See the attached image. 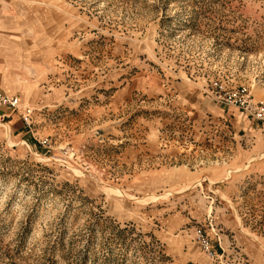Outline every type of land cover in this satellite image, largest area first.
<instances>
[{"label": "rangeland", "instance_id": "rangeland-1", "mask_svg": "<svg viewBox=\"0 0 264 264\" xmlns=\"http://www.w3.org/2000/svg\"><path fill=\"white\" fill-rule=\"evenodd\" d=\"M215 81L264 106V0H0V264H264V118Z\"/></svg>", "mask_w": 264, "mask_h": 264}, {"label": "built area", "instance_id": "built-area-1", "mask_svg": "<svg viewBox=\"0 0 264 264\" xmlns=\"http://www.w3.org/2000/svg\"><path fill=\"white\" fill-rule=\"evenodd\" d=\"M211 85V94H213L216 99L224 102L227 105L237 106L244 112H247L256 118H264V106L252 103L245 88H241L238 91L229 92L227 91L226 86L218 83L217 81L212 82ZM0 103L8 106L12 110L21 109V119L23 124L25 126L30 125V118L32 114L31 109L28 107H21L16 96L0 94ZM209 227L210 228L208 229V227L201 225L196 226L193 232V240L204 254L210 258H216V249H221V252H223L219 235L220 229H215L211 223H209ZM208 231H210L213 236H215V244H213L211 234Z\"/></svg>", "mask_w": 264, "mask_h": 264}, {"label": "crops", "instance_id": "crops-1", "mask_svg": "<svg viewBox=\"0 0 264 264\" xmlns=\"http://www.w3.org/2000/svg\"><path fill=\"white\" fill-rule=\"evenodd\" d=\"M2 92H0V94H1ZM3 94H5V93H3ZM7 95V94H6ZM11 96H15V95H11ZM192 97V96H191ZM195 97V96H194ZM193 97V98H194ZM197 97V96H196ZM196 97H195V99H196ZM18 98V97H17ZM193 98H191V101L193 100ZM19 101V100H18ZM7 109H10L8 106H5ZM13 112V110L11 109V110H9V112H8V114H7V116H10L11 115V113ZM5 115V114H4ZM10 122H12V124L13 125H15V121H14V116H12V119H11V121ZM177 220H172L171 222H169V225H168V229L169 230H174L175 229V225L177 224ZM182 241H177V242H175V244L177 245V246H180V244L182 245V243H181ZM194 256H196V255H194ZM188 261H193V259H192V257H189L188 258Z\"/></svg>", "mask_w": 264, "mask_h": 264}, {"label": "bare ground", "instance_id": "bare-ground-1", "mask_svg": "<svg viewBox=\"0 0 264 264\" xmlns=\"http://www.w3.org/2000/svg\"><path fill=\"white\" fill-rule=\"evenodd\" d=\"M75 154H76V158H79V157H78V153H75ZM166 193H169V192H166ZM166 193H164V194H166Z\"/></svg>", "mask_w": 264, "mask_h": 264}]
</instances>
